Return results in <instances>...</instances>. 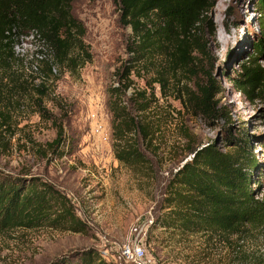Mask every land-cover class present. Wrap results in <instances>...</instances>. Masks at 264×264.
<instances>
[{
    "label": "rangeland",
    "instance_id": "rangeland-1",
    "mask_svg": "<svg viewBox=\"0 0 264 264\" xmlns=\"http://www.w3.org/2000/svg\"><path fill=\"white\" fill-rule=\"evenodd\" d=\"M259 1L215 0L208 13L215 31L202 34L196 75L167 71L168 59L158 49L146 61H128L131 29L120 23L115 0L73 2L72 13L85 28L82 40L90 54L75 69L56 65L47 75L43 63L35 61L39 41L18 38L13 58L0 64V168L54 183L71 199L86 227L73 231L44 222L0 229V264H73L81 251L95 248L105 260L131 264L120 249L133 239L143 242L144 259L155 264L229 262L232 252L217 236L155 226V219L168 209V183L194 149L208 142L231 147L227 138L241 127L250 135L258 176L264 180V98H251L234 84L239 64L254 54L264 17ZM125 63L132 66L130 85L120 97L131 115L146 123L148 137L134 131L120 139L112 132L108 102L111 88L119 86L116 72ZM161 73L164 85L157 81ZM206 74L221 87L217 97L224 116L193 113L184 102L187 89L196 88ZM41 86L45 93L37 90ZM140 103L147 105L144 110ZM57 123L65 135L61 156L48 146ZM133 144L143 158L119 160L116 151Z\"/></svg>",
    "mask_w": 264,
    "mask_h": 264
},
{
    "label": "trees",
    "instance_id": "trees-1",
    "mask_svg": "<svg viewBox=\"0 0 264 264\" xmlns=\"http://www.w3.org/2000/svg\"><path fill=\"white\" fill-rule=\"evenodd\" d=\"M75 0H0V64L13 58L19 37H32L40 43L35 61L42 62L47 75L56 65L75 69L90 58L82 36L85 28L73 15ZM120 23L129 26L127 60L146 61L157 49L165 54L167 71H186L196 75L198 54L203 51L202 34L213 35L215 28L208 17L215 0H115ZM259 4L263 7L264 0ZM254 54L239 64L234 84L251 98H264V17L258 24ZM45 51L46 54H39ZM4 63V64H2ZM117 71L119 86L111 88L109 109L112 132L118 138L141 131L149 136L146 123L127 109L120 93L130 85L132 66L123 64ZM187 89L185 104L191 112L217 118L225 115L217 94L221 87L210 74ZM164 74L157 81L164 85ZM45 93L46 87H37ZM146 104L140 103V109ZM56 135L48 142L61 156L65 143L64 128L56 124ZM227 138L231 147L221 149L208 142L194 149L190 160L178 168L168 183L166 211L155 219V226L179 227L188 233L217 236L232 252L236 264H264V180L258 176V159L249 133L239 128ZM228 145V144H227ZM226 146V145H225ZM119 160L131 163L143 158L136 145L116 151ZM257 175V176H256ZM44 222L73 231L85 230L86 222L74 210L71 199L54 183L29 173L14 174L0 168V229L16 225L33 226ZM98 250H84L73 264H115L98 255ZM61 260L55 264H60Z\"/></svg>",
    "mask_w": 264,
    "mask_h": 264
},
{
    "label": "built area",
    "instance_id": "built-area-1",
    "mask_svg": "<svg viewBox=\"0 0 264 264\" xmlns=\"http://www.w3.org/2000/svg\"><path fill=\"white\" fill-rule=\"evenodd\" d=\"M121 257L131 264H155L147 261L146 249L142 241L133 239L132 241L124 242L120 249Z\"/></svg>",
    "mask_w": 264,
    "mask_h": 264
}]
</instances>
